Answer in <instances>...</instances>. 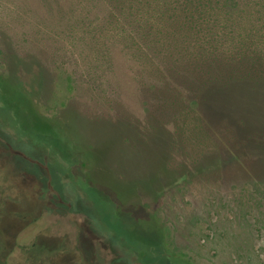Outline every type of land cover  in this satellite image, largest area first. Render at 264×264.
Returning a JSON list of instances; mask_svg holds the SVG:
<instances>
[{"label": "rangeland", "instance_id": "obj_1", "mask_svg": "<svg viewBox=\"0 0 264 264\" xmlns=\"http://www.w3.org/2000/svg\"><path fill=\"white\" fill-rule=\"evenodd\" d=\"M141 5L0 0V77L21 80L58 132L3 92L0 264H173L170 251L191 264H264V122L242 112L264 119V91L241 75L227 104L215 86L231 67L227 29L216 26L213 47L173 26L180 59L160 41V0ZM250 61L235 67L264 71ZM151 217L166 247L131 234L138 220L148 236Z\"/></svg>", "mask_w": 264, "mask_h": 264}, {"label": "trees", "instance_id": "obj_2", "mask_svg": "<svg viewBox=\"0 0 264 264\" xmlns=\"http://www.w3.org/2000/svg\"><path fill=\"white\" fill-rule=\"evenodd\" d=\"M152 1L153 0H138V2L142 3L141 7L145 8H148ZM160 6L163 12V24H166L163 25L165 30L163 31L162 29L159 35L160 41L165 45H167V42L170 43L172 51L175 52L180 59L187 58L189 54H186L184 51V46L181 48L183 45V43L180 42L181 40L179 41L178 39H175L177 36L175 35V30L172 28L173 26H176L183 31H188L189 29L193 30L195 34L192 38H196L197 41L200 42L204 40L202 45L209 44L213 47H215L219 41L222 42V40H224V36L220 39L215 37L214 29L216 26H224L227 29V66L231 67L227 68V78L222 80V82L215 83V86L219 89L223 90L227 87V104L231 103L229 95L234 93L236 89L243 87H240L239 84V82H241V80H239L241 75L244 77H256V80L254 79L252 82V86L255 89V96L261 95L264 91V71L253 72V75L246 74L244 73L245 70H241V68L235 67V65L236 63L251 64L250 60L254 59L255 63H259L260 67L263 68L264 0H160ZM214 14H219L216 16L218 21L217 24L213 23L214 21L212 17ZM184 33H186V35L182 40L184 44H188L191 37L187 36V32ZM174 43L177 44L175 51L172 46ZM236 84L239 86H235ZM208 87L209 86H206L202 90L204 98L209 97L210 93L214 91V88L210 89V87ZM4 91L12 92L10 97L6 95L5 98L6 100L12 99L13 101L18 102L16 105L21 112L31 113L29 115L33 116L36 121L44 124L47 130L54 134L58 133L53 125V121L43 117L37 111L35 102L33 101V94L27 91L21 80L10 75L7 76V78L0 77V100ZM243 91L245 92L246 88ZM234 107L239 106L234 105ZM242 107L244 108L242 111L244 114L251 111L260 124L264 122V119L259 116L258 109L256 110L253 106L251 107V105H242ZM231 120L233 121V119ZM36 131L41 133L39 130ZM240 131L242 132V135L246 132L245 129H240ZM95 191L98 193L96 189ZM99 198L103 200L101 196ZM113 208L115 212L117 210V213H119V207ZM153 217L151 218L155 225L153 224L154 226H152V230L148 231V233L146 232L148 236H144V233L139 234L141 228L137 225L138 220H130L129 223H132L133 226V228H131V234L134 235L137 240H143L144 243H158L166 247L167 241L165 239V230L160 221ZM116 218L119 222L125 225L128 224L123 222V217L120 218L117 215ZM170 252L171 253L167 250V253H169L168 258L173 264H191L180 255H176L172 251Z\"/></svg>", "mask_w": 264, "mask_h": 264}]
</instances>
